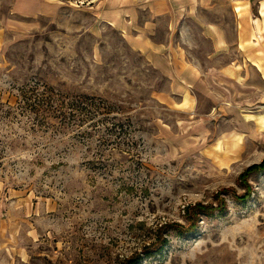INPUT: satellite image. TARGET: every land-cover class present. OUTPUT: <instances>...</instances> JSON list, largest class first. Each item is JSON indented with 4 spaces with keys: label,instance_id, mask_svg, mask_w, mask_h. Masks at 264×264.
Returning <instances> with one entry per match:
<instances>
[{
    "label": "rangeland",
    "instance_id": "obj_1",
    "mask_svg": "<svg viewBox=\"0 0 264 264\" xmlns=\"http://www.w3.org/2000/svg\"><path fill=\"white\" fill-rule=\"evenodd\" d=\"M121 6L0 0L2 101L35 79L101 96L136 128L135 158L116 179L50 135L21 139L0 168V264H264V83L250 68L218 101L206 90L195 103L160 102L169 81L122 35ZM217 15L232 25L228 11ZM198 202L215 209L195 231L164 229L187 227Z\"/></svg>",
    "mask_w": 264,
    "mask_h": 264
},
{
    "label": "crops",
    "instance_id": "obj_2",
    "mask_svg": "<svg viewBox=\"0 0 264 264\" xmlns=\"http://www.w3.org/2000/svg\"><path fill=\"white\" fill-rule=\"evenodd\" d=\"M119 1L125 6L114 22L122 35L169 81L160 102L195 103L206 90L218 101L216 91L248 83L250 68L264 83V0ZM222 9L231 26L217 15Z\"/></svg>",
    "mask_w": 264,
    "mask_h": 264
},
{
    "label": "trees",
    "instance_id": "obj_3",
    "mask_svg": "<svg viewBox=\"0 0 264 264\" xmlns=\"http://www.w3.org/2000/svg\"><path fill=\"white\" fill-rule=\"evenodd\" d=\"M16 90L13 104L0 99V168L11 158L9 153L29 135H50L57 139L55 145L63 144L66 150L79 148L83 152L80 162L86 169L109 174L112 179H116L113 171L124 166L123 163L132 165L136 128L131 117L118 110L116 104L95 94L65 92L35 79L26 80ZM255 168L262 169L260 166L248 169ZM243 184L249 193V183ZM222 191L226 190L222 188L219 192ZM217 208L223 209V204ZM214 209L211 204L198 202L185 209L187 227L173 223L164 229L176 227L179 231L193 232L200 214H209ZM147 247L145 253L150 251ZM139 256H133L132 262Z\"/></svg>",
    "mask_w": 264,
    "mask_h": 264
}]
</instances>
